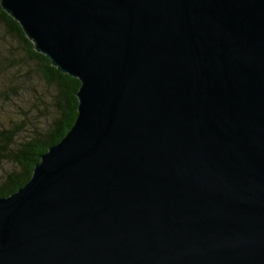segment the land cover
<instances>
[{"label":"water","instance_id":"water-1","mask_svg":"<svg viewBox=\"0 0 264 264\" xmlns=\"http://www.w3.org/2000/svg\"><path fill=\"white\" fill-rule=\"evenodd\" d=\"M0 5L81 84L0 264H264V0Z\"/></svg>","mask_w":264,"mask_h":264},{"label":"trees","instance_id":"trees-1","mask_svg":"<svg viewBox=\"0 0 264 264\" xmlns=\"http://www.w3.org/2000/svg\"><path fill=\"white\" fill-rule=\"evenodd\" d=\"M0 33L3 41L13 40L21 52L22 65L36 66L39 81L46 87L50 97L51 113L45 125L29 129L28 125L15 123L0 128V165L9 163L13 169L0 178V197L16 193L30 181L35 166L50 147L58 144L74 125L78 115L77 93L79 80L61 73L50 60L36 52L33 43L26 37L21 26L0 5ZM19 64V65H21ZM14 88H19L13 85ZM6 91H0V97ZM9 97V96H7ZM30 131L26 139L18 141L23 131Z\"/></svg>","mask_w":264,"mask_h":264},{"label":"rangeland","instance_id":"rangeland-1","mask_svg":"<svg viewBox=\"0 0 264 264\" xmlns=\"http://www.w3.org/2000/svg\"><path fill=\"white\" fill-rule=\"evenodd\" d=\"M2 35L0 33V91H6V94L2 93L0 97V128L22 122L29 129L40 128L51 113L50 95L39 81L36 66L21 64L23 53L18 50L17 42L3 41ZM30 133L23 131L18 141L26 139ZM12 169L9 163L1 164L0 178Z\"/></svg>","mask_w":264,"mask_h":264}]
</instances>
